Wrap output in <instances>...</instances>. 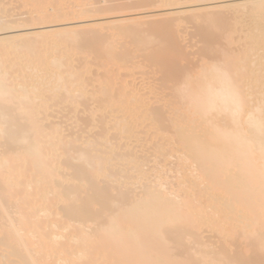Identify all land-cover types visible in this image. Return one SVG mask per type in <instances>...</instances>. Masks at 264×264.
<instances>
[{
    "label": "bare ground",
    "instance_id": "obj_1",
    "mask_svg": "<svg viewBox=\"0 0 264 264\" xmlns=\"http://www.w3.org/2000/svg\"><path fill=\"white\" fill-rule=\"evenodd\" d=\"M1 1L0 264H264V0L129 15L117 0H23L28 24L6 23ZM207 14L223 32L200 26L209 61L187 73L176 30ZM105 26L126 27L102 43ZM80 54L103 70L94 86ZM135 54L160 68L162 105L117 82ZM147 122L151 166L129 147Z\"/></svg>",
    "mask_w": 264,
    "mask_h": 264
},
{
    "label": "rangeland",
    "instance_id": "obj_2",
    "mask_svg": "<svg viewBox=\"0 0 264 264\" xmlns=\"http://www.w3.org/2000/svg\"><path fill=\"white\" fill-rule=\"evenodd\" d=\"M1 1V0H0ZM21 1V0H20ZM75 1V0H74ZM118 1V2H117ZM117 1H114V2H117V4L116 3H112V5L113 6H117L116 8H117V11L118 10H120V12H117L115 15H117V14H126V15H129V14H135V13H147V12H153L152 14H162V13H164V12H170V11H176V10H189L190 11V9H201V8H207V7H211V6H215V5H220V4H225V2H223V1H221V3H216V2H208V1H185V0H171V2L170 3H172V5H169V6H164V7H159L160 5L158 4V1L159 0H117ZM142 1V2H141ZM18 0H2L1 1V3H3V4H1L3 7L2 8H4V9H2V10H4L2 13V15L4 16V18H5V22L7 21H9V22H14V23H19L20 21L19 20H21V22L20 23H22L23 22V24H28V21L30 20V19H32L33 17H35V14H32V12H31V14H30V11H32V10H30L29 9V4L27 5V2H25V1H21V2H18ZM25 2V8H21V6H23L24 4H21V3H24ZM77 2H81V1H77ZM82 2H83V0H82ZM98 2H100V0L98 1ZM140 2V3H139ZM128 5H130V7H127V9H126V6H127V4ZM21 4V5H20ZM100 4L102 5V6H106V5H111L110 3H108V2H100ZM99 3H98V6H101ZM119 5H120V7L123 9H121V8H119ZM133 5V6H132ZM125 6V7H124ZM132 6V7H131ZM24 7V6H23ZM29 9L28 11L26 10V9ZM25 9V10H24ZM121 10H122V12H121ZM28 13H27V12ZM229 11H221L220 12V15H222V14H227ZM1 14V13H0ZM206 13H200L199 14V16L201 17L202 15H205ZM114 15V14H113ZM218 15V14H217ZM32 16V17H31ZM210 16L211 15H209L208 16V14L206 15V16H204L205 18H204V20H206V21H204L202 18L200 19V17H199V21H197L196 19L195 20H187V22H184L183 24H181V26L176 30V33H178L177 34V37H178V40H180V44H181V46L183 47V49H185V51L184 52H186V54H185V58L183 57L182 59H180L178 62H179V64L180 65H182L183 64V66H185V68H186V71H187V73H195L196 72V70H197V68H198V66H200L199 64H201V62H207V61H209V56H208V53H207V51H205V48H204V50L202 49L201 50V48H203V47H206V46H204V44H206V38H205V36L203 35V34H201L200 32H199V28H200V26H203V27H206L207 26V24H209V32L210 33H214V34H216V33H218V34H220V32H221V30H219V29H221L222 27H223V25L225 24V23H221L220 21H218V18L216 19V17L215 16H211V18H210ZM219 16V15H218ZM99 17H103V16H99ZM213 17V18H212ZM90 19H92L93 18V16H90L89 17ZM95 18V17H94ZM93 18V19H94ZM208 18H210V19H208ZM215 18V19H214ZM87 19V18H86ZM18 20V21H17ZM24 20V21H23ZM74 19H72L71 21H73ZM76 21H81L82 19H75ZM74 20V21H75ZM94 20H96L97 22H105V21H107V20H111V19H109V18H107V17H105V18H102V19H94ZM167 19H165V18H155V19H153V22L152 23H154V24H152V23H149V24H146L145 25V27H144V25L142 26V27H144V28H142L141 26H140V24H138V25H131L130 27L129 26H127V28L129 27V29L128 30H130V28L132 29V31L134 30V31H139V30H145V29H148L149 27H150V30L148 29V31L150 32H152V31H154V30H152L151 29V26L153 25V26H156V25H158L159 23L161 24L162 22H165ZM25 21H26V23H25ZM70 21V20H69ZM92 21V20H91ZM6 22V23H7ZM64 22H66V21H64ZM204 22V23H203ZM59 23V22H58ZM58 23H53V24H41L40 26H39V24H37L36 25V27L34 26V28H32V29H30V30H33V31H38V30H44L46 27L48 28L49 27V25L52 27V26H54V24L55 25H57ZM67 23V22H66ZM202 23V24H201ZM204 24V25H203ZM148 25H149V27H148ZM206 25V26H205ZM136 26H138L137 28H135ZM152 26V28H155V27H153ZM126 27V26H125ZM124 26H122V28H125ZM218 27V28H217ZM109 28H111V29H115V30H112V33H110L111 35H113V34H117V33H115V31H117V30H119L120 32H121V27L120 26H118V27H116V26H114V27H112V26H105V28L104 29H102V31L101 32H99V36H97L96 35V37L103 43V42H106L107 40H108V42H110L109 41V39L111 38V41H112V37H110V38H108V35H105V36H107L106 37V39H105V36L103 35V36H101V33H103V34H105L104 33V31L105 32H107V33H109L111 30L109 29ZM122 30H125V29H122ZM131 31V30H130ZM133 31V32H134ZM145 31H147V30H145ZM145 32V33H147V34H149V32ZM163 31V30H162ZM142 32V31H141ZM150 32V33H151ZM208 32V34H210ZM223 32V31H222ZM221 32V33H222ZM13 33H16V32H13ZM144 33V31H143V34H145ZM201 35H200V34ZM179 35V36H178ZM242 35V33H237V34H234V36L237 38V36L239 37V36H241ZM234 36H231V37H234ZM104 39H103V38ZM116 38V36L115 35H113V38ZM97 39V40H98ZM224 39V38H223ZM114 40H117V39H113V41ZM119 40V39H118ZM117 40V42L119 43H117V42H115V43H113V42H111V43H113L114 45L117 43L118 45V48H119V46H122L121 44H120V42H122L121 41V39H120V42ZM123 40V39H122ZM130 41H132L131 39H129ZM128 40V41H129ZM100 41H99V44L101 45V43H100ZM126 41H127V39H126ZM127 41V42H128ZM129 41V42H130ZM222 41V42H221ZM220 41V43L223 45H225L226 43L225 42H227V40H221ZM107 42V43H108ZM124 45H126V46H130L131 45V42H130V45L128 44V43H126L125 44V40H124ZM128 44V45H127ZM103 45V44H102ZM104 45H105V43H104ZM153 45H156V43H154ZM228 44H226V46H227ZM151 47H152V44L150 45ZM236 46V45H235ZM234 45H232V47H234V48H237V47H235ZM230 46H228L227 48H229ZM234 48H231V50H233ZM131 49H133L132 48V46H131ZM134 50V49H133ZM133 50H131V51H133ZM230 50V49H229ZM235 50V49H234ZM138 53V52H137ZM204 53H207V55H205ZM143 54V53H142ZM80 55H82V56H84L83 54H80ZM79 55V60H77L76 62H84V60L82 59L83 57L82 56H80ZM139 56H141V54H135L134 55V57H132V59H131V61H135V62H131V63H129L128 65H127V67H125V68H119L118 69V72H117V74H116V76H117V82H119V81H121V83L123 82H125V83H128V82H130V89H132V88H134L135 89V93L137 94V96H142L143 98H145L146 100H149L150 101V105H152V106H158V105H162L163 104V99H164V97H165V93H166V91H168V90H166V89H164L163 88V86H162V83H161V81H162V79H163V75L161 74V70H160V68L158 69V67L156 68V65H151L149 62H148V60H144V59H142L143 57L141 56L140 57V60H139V62L138 63H136L137 61H136V59L138 60L139 58ZM206 56H208V57H206ZM76 57V59H78V55L77 56H75ZM82 57V58H81ZM85 57V61H93V59L92 58H86V56H84ZM72 58H74V56L72 57ZM75 58H74V60L72 61V63H74V65H77L74 61L76 60ZM134 59V60H133ZM70 62H71V59H70ZM90 62H89V70H88V73H87V75H86V77H88V78H90V79H88V85H90L91 86V83H92V85L93 84H95L97 81H94V80H99L101 77H102V72H103V70H102V72H100V70H99V67H98V65H96V64H94L95 62H91V64H90ZM181 62V63H180ZM93 63V64H92ZM133 63V64H132ZM149 63V64H148ZM202 63V64H203ZM131 64V65H130ZM77 66H79V64L77 65ZM113 69H116V67H113ZM158 70H160V72L158 71ZM97 73V75H94V74H96ZM101 75V76H100ZM119 77V78H118ZM92 78V79H91ZM94 78V79H93ZM121 79V80H120ZM123 80H125V81H123ZM121 83H116V85L114 86V90H113V92H114V94H119L120 93V88L122 87V85H120ZM132 85V86H131ZM134 85H135V87H134ZM94 86V85H93ZM97 86V85H96ZM132 87V88H131ZM92 89V88H91ZM162 98V99H161ZM119 108H120V106H119ZM55 109V108H54ZM56 110H57V108L55 109V111L54 112H56ZM58 112H60L59 110H57ZM115 111H118V109H116ZM53 112V114H54V118L52 117L51 118V120H54L55 119V117H56V115H57V117L56 118H58V120H54V121H56V122H63V119L62 118H60V116L61 115H59V113L58 112H56V113H54ZM52 114V115H53ZM98 116H100L99 114H98ZM62 117V116H61ZM81 119H83V118H85L86 117V119H88V117L86 116V115H80L79 116ZM83 117V118H82ZM62 119V120H61ZM89 120V119H88ZM88 120H85V122H84V124H87V123H89V121ZM65 121V120H64ZM147 124H149L148 122L146 123V125L145 126H143L142 128H139L138 129V136H137V139H134V141L133 142H130V144H129V147H132V148H134V149H137L136 151H138V152H140L141 150H142V148L143 147H145L146 149H148V152H146V158H145V162H147L150 166H151V161L154 159V157H152L153 155H154V151H153V146L152 145H155V142L153 141V140H151V139H153L152 137H151V135L150 134H147V133H144V132H146V130H147ZM90 125H91V121H90ZM64 127H65V124L63 125ZM72 130H74V132H75V130L76 129H72V128H69L68 129V131H66L67 132V135H69V134H71V132H72ZM153 131V130H152ZM95 132H97V130L94 128L90 133L91 134H94ZM115 132V131H114ZM111 134H115V133H111ZM86 136L85 137H87L88 136V134H85ZM153 141V142H149V141ZM155 140H157V139H155ZM121 143V142H120ZM150 147H151V149H150ZM141 148V149H140ZM140 150V151H139ZM137 152V153H138ZM138 155L139 156H141L142 154L141 153H138ZM152 155V156H151ZM174 160L173 159H170V160H168L167 161V163L168 164H170V163H172ZM148 164H147V166H148ZM146 166V167H147ZM150 166H148V167H150ZM174 173V172H173ZM173 173H170L169 174V176L171 175H176V174H173ZM171 176L169 177V180L170 181H172L173 182V180L172 179H174V177H172V179H170L171 178ZM175 180V179H174ZM210 233V232H209ZM208 232H205V235L206 236H210V235H212V233H210L209 234ZM214 239V238H213Z\"/></svg>",
    "mask_w": 264,
    "mask_h": 264
}]
</instances>
